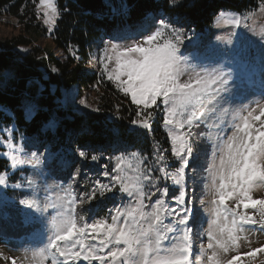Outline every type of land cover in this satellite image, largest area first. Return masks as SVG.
I'll return each instance as SVG.
<instances>
[{"label":"snow or ice","instance_id":"1","mask_svg":"<svg viewBox=\"0 0 264 264\" xmlns=\"http://www.w3.org/2000/svg\"><path fill=\"white\" fill-rule=\"evenodd\" d=\"M33 2L49 33L71 13L55 0ZM257 24L253 12L219 11L222 34L213 39L154 12L102 41L101 76L135 106L124 126L128 142L113 126L106 157L56 144L51 111L25 99L35 132H21L15 118L0 126V209L16 208L34 232L23 257H6L8 264H245L264 253V244L241 251L245 233L264 234V198L254 196L264 189V27ZM69 52L79 59L77 49ZM11 78L5 72L0 87ZM78 105L100 111L86 97ZM154 122L169 147L157 141L145 154L131 137L152 134ZM104 159L98 177L107 182L81 184L83 165ZM105 201L111 207L100 215Z\"/></svg>","mask_w":264,"mask_h":264},{"label":"trees","instance_id":"2","mask_svg":"<svg viewBox=\"0 0 264 264\" xmlns=\"http://www.w3.org/2000/svg\"><path fill=\"white\" fill-rule=\"evenodd\" d=\"M35 2L38 3V0ZM55 2L58 7L69 6L71 13H62L54 31L48 33L42 19L36 16L33 0H0V17L14 20L20 32L18 36L0 43V81H3L5 72L12 73V78L0 87V126L15 118L21 132L34 133L36 124L26 120L22 110L25 99L34 97L44 105L45 111H51L57 121L56 144L71 143L73 146H85L86 149H98L101 151L97 154L106 157L110 153L103 150L112 143L110 129L113 126H121L123 139L128 142L130 133L124 126H127L135 106L112 82L88 69L93 52H98V47L103 46L102 41L108 40L107 37L122 26L138 27L154 12L167 13L178 26L190 27L204 34L219 11L255 13L264 0H180L183 6L171 10L167 8L165 0ZM42 40H49V43L40 45ZM70 46L77 49L79 59L71 56ZM21 48L27 51L19 50ZM51 67H56L58 71L51 72ZM73 88H99L102 93L98 104L100 111L87 113L71 105L63 107L64 92ZM156 119L158 121L159 116ZM157 141L163 147H169L167 135L158 122L153 123L152 134L131 137L135 148L143 149L145 154L151 153ZM101 163L108 161L104 159L96 164L86 162L82 167L85 179L80 183L85 184L96 178L107 182L105 178L98 177ZM105 205L111 207L105 201L95 211L104 215Z\"/></svg>","mask_w":264,"mask_h":264},{"label":"rangeland","instance_id":"3","mask_svg":"<svg viewBox=\"0 0 264 264\" xmlns=\"http://www.w3.org/2000/svg\"><path fill=\"white\" fill-rule=\"evenodd\" d=\"M243 14L248 15L249 13H243ZM255 15L258 20L257 30H259V28L264 27V13H261L257 10L255 12ZM45 27L47 28V26ZM209 27L210 28L206 29V32L203 34L206 38L211 36L214 39L215 37L212 36V33H215L216 35L222 34V30L218 29L215 25V19L213 20V22L211 23ZM134 28L135 27H125V28H122L121 30L117 29L116 32H114L112 35L117 34L120 31H129ZM19 33H20L19 27L16 25L14 20L8 19L6 17H0V43L5 39L18 36ZM110 38L111 36L107 37L108 40ZM48 43H49V40L40 41V45H44ZM58 55L61 56L60 53H58ZM96 55L97 53H93L91 60H90V66L88 67V69L90 71L94 70L97 73H100L99 67L95 61ZM101 94L102 93L99 88H89V89H81V90L73 88L67 92H64L63 98H62V105L63 107L71 105L73 106V108H75L76 110L80 112H87V113L93 112L90 109L80 108L78 105V101L81 98L86 97L88 103L92 107H98ZM164 131L167 134L166 129H164ZM2 156H3V150H0V157ZM7 196L13 199L17 198L15 196V193L11 189L7 191ZM254 196L257 198H264V189H260L257 192H255ZM0 212H5V215L8 219L22 218L23 220H25V217L23 216V214L13 207L0 209ZM0 218H2L1 214H0ZM10 233L11 232L7 228H4L3 225L0 223V264H8V261L5 259L6 257L15 256L17 258H22L24 255L23 247L31 241V240H25V239H17V237L16 238L10 237ZM252 234L254 233H250V234L245 233V235L248 236V240L241 242L242 252L248 251L249 247L256 248L264 244V234H260V233H257V234L255 233V235H252ZM245 264H264V253L258 254V256L252 261H248L246 258Z\"/></svg>","mask_w":264,"mask_h":264}]
</instances>
